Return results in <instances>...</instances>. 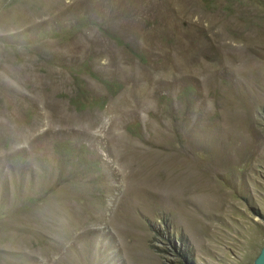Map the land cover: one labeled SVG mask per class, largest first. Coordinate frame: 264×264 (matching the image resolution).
Instances as JSON below:
<instances>
[{"label": "rangeland", "instance_id": "374dc122", "mask_svg": "<svg viewBox=\"0 0 264 264\" xmlns=\"http://www.w3.org/2000/svg\"><path fill=\"white\" fill-rule=\"evenodd\" d=\"M121 136L205 188L128 191ZM179 233L264 242V0H0V264H180Z\"/></svg>", "mask_w": 264, "mask_h": 264}, {"label": "bare ground", "instance_id": "6f19581e", "mask_svg": "<svg viewBox=\"0 0 264 264\" xmlns=\"http://www.w3.org/2000/svg\"><path fill=\"white\" fill-rule=\"evenodd\" d=\"M122 107L123 105H118L119 109ZM123 138L121 136L116 140L120 148L118 159L123 165L129 167L130 170V173L126 176L128 179V191L138 193L150 192L156 195L164 204H171L174 201L182 200L186 193L188 194L191 190H200L201 187L205 188L203 187L204 185H200L202 183L199 181L200 184L192 185V181L188 180L187 171L183 168V163H181V160L174 158L171 153L144 149L132 144V142H127L129 140H124ZM158 171L164 173V178L156 177ZM200 200L204 203L207 199L205 197L202 199L201 196Z\"/></svg>", "mask_w": 264, "mask_h": 264}, {"label": "trees", "instance_id": "16d2710c", "mask_svg": "<svg viewBox=\"0 0 264 264\" xmlns=\"http://www.w3.org/2000/svg\"><path fill=\"white\" fill-rule=\"evenodd\" d=\"M109 37L113 38L116 42H118V38L114 35L108 34ZM103 84L105 86V88L108 90L110 87V83L103 81ZM112 86V85H111ZM96 101V99L92 100V103L94 104ZM170 246H172V240L170 239ZM177 242L178 245L176 246L175 252L174 254H172L178 261L180 264H192V258H193V250L191 245L189 244L187 238L182 234L179 233L177 235ZM168 246V245H167ZM155 250H159L156 247H152ZM160 251V250H159ZM166 253L168 251L164 250ZM173 264V263H171Z\"/></svg>", "mask_w": 264, "mask_h": 264}, {"label": "water", "instance_id": "95a60500", "mask_svg": "<svg viewBox=\"0 0 264 264\" xmlns=\"http://www.w3.org/2000/svg\"><path fill=\"white\" fill-rule=\"evenodd\" d=\"M252 264H264V242L261 245L257 255L253 259Z\"/></svg>", "mask_w": 264, "mask_h": 264}]
</instances>
